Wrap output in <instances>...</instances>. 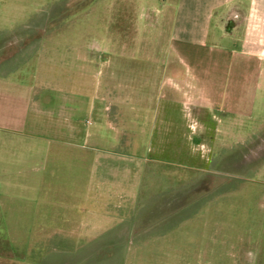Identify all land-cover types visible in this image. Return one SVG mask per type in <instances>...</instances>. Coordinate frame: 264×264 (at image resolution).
Masks as SVG:
<instances>
[{
  "label": "rangeland",
  "instance_id": "rangeland-1",
  "mask_svg": "<svg viewBox=\"0 0 264 264\" xmlns=\"http://www.w3.org/2000/svg\"><path fill=\"white\" fill-rule=\"evenodd\" d=\"M197 5L0 0V41L30 36L0 64V264H23L29 236L39 224L51 231L55 216L69 224L108 211L112 204L94 201L118 200L97 189L109 177L132 183L127 191L142 215L168 212L139 241L173 231L168 246L166 237L156 246L144 241L124 261L115 252L113 262L264 264V66L253 76L234 56L238 45L199 43L197 26L189 27L199 14L189 7ZM165 74L240 93L256 84L255 103L240 107L232 125L208 121L201 135L181 105L161 115L155 88ZM44 238L30 256L42 250L50 263L54 238ZM87 247L74 262H109Z\"/></svg>",
  "mask_w": 264,
  "mask_h": 264
},
{
  "label": "crops",
  "instance_id": "crops-1",
  "mask_svg": "<svg viewBox=\"0 0 264 264\" xmlns=\"http://www.w3.org/2000/svg\"><path fill=\"white\" fill-rule=\"evenodd\" d=\"M189 10L199 13L198 20L191 21L189 25L191 28L197 26L199 43L205 44L211 41L214 43V48L222 42L238 45V49L233 50L235 58L246 61L249 68L251 67L250 73L253 76L263 70L264 0H199V5L191 6ZM173 27H175L174 24ZM180 34L182 38L185 37V32ZM29 40L30 36L23 38L11 36L1 39L0 64L20 51L22 49L20 44ZM203 82L201 85L194 86L189 80L179 82L171 75L165 74L160 77L155 91L157 101H161L159 105L161 115L172 116L173 107L181 105L191 114V117L196 118L197 130L199 129V133L203 135L208 121L219 125H232L234 121H237L235 117L244 113L240 107H251L255 103L256 84L248 87L245 93H240L236 85H212L205 80ZM134 168L129 167L132 170ZM136 187L134 185L135 189ZM132 188V183L112 181L110 177L108 180L100 181L97 185L99 192L106 195L116 193L118 197V200L113 202L105 199L108 196L100 197L98 202L94 201V203L112 204L108 211H90L89 215L74 217L73 222L69 224L66 223L69 220L68 217L55 216L52 219L59 220V223L53 224L50 233L44 229V224H39L38 231L33 234L34 236H29L28 244L23 245V264H79L74 262L77 260L75 252L87 246L88 249L93 248L104 253L105 257L99 258L109 259V262L103 260L104 262L119 264L113 262L115 258L112 257L115 252H120L124 261L131 256L128 253L138 251L137 247L139 248L144 241L155 245L157 239L166 237V246H168V236L170 233L173 234L170 230L162 234L154 232L153 237L154 235L157 237L139 241L138 237L143 231H149V228L156 231L164 225L168 221V212L165 210L160 212L156 207L155 210L152 209L151 216L142 215L138 212L140 203L134 195L135 191H127ZM168 200L169 198L166 197V202ZM87 204L90 203L87 202ZM46 235L54 238V247L50 248L54 252L52 262L45 263L47 255L42 250L36 260L31 259L32 248H36L34 247L36 243L39 245L38 248H41V243H45ZM80 236H83V240H80ZM63 242L67 246L63 247ZM103 261L100 260L99 263L103 264ZM83 262L90 264L92 260L87 258Z\"/></svg>",
  "mask_w": 264,
  "mask_h": 264
}]
</instances>
